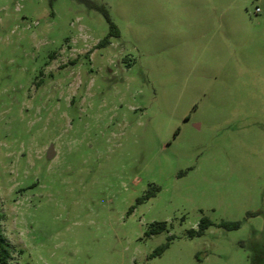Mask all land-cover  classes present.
I'll return each instance as SVG.
<instances>
[{"label":"rangeland","instance_id":"374dc122","mask_svg":"<svg viewBox=\"0 0 264 264\" xmlns=\"http://www.w3.org/2000/svg\"><path fill=\"white\" fill-rule=\"evenodd\" d=\"M0 209L9 264H264V0H0Z\"/></svg>","mask_w":264,"mask_h":264},{"label":"trees","instance_id":"16d2710c","mask_svg":"<svg viewBox=\"0 0 264 264\" xmlns=\"http://www.w3.org/2000/svg\"><path fill=\"white\" fill-rule=\"evenodd\" d=\"M100 10L102 11L104 18L106 19V21L108 23L109 30H108L107 35L101 41L98 42V44L96 45L97 48L105 47V46L110 44L111 38H118L119 37L118 28L111 21L107 10L102 9V8H100ZM151 196H152V194L148 193L147 195H145V197L143 199H148ZM3 218H4V214H3L2 210L0 209V222ZM209 226H211V222L209 220L203 218V219H201L200 223L198 224V230L197 231L191 230V231H189L188 234L190 237L200 236L201 234H203V232ZM221 226L227 230L238 229L239 223H237V222H234V223L222 222ZM166 231H167V224L165 222H155V223L150 225V227L147 231V235L148 236H155V235H159V234L166 232ZM172 239H173L172 236L168 237L167 242L165 244L161 245L160 247H158L154 251L152 256L153 257L159 256L163 251H165L169 247V243ZM12 252H13V249H12L11 245L9 244V242L3 236L2 231H1V226H0V264H9V260L12 256Z\"/></svg>","mask_w":264,"mask_h":264},{"label":"water","instance_id":"95a60500","mask_svg":"<svg viewBox=\"0 0 264 264\" xmlns=\"http://www.w3.org/2000/svg\"><path fill=\"white\" fill-rule=\"evenodd\" d=\"M54 155L53 147H50V149L47 151V158L51 159Z\"/></svg>","mask_w":264,"mask_h":264},{"label":"built area","instance_id":"2783aa9c","mask_svg":"<svg viewBox=\"0 0 264 264\" xmlns=\"http://www.w3.org/2000/svg\"><path fill=\"white\" fill-rule=\"evenodd\" d=\"M256 12H257V13L259 12V9H258V8H256Z\"/></svg>","mask_w":264,"mask_h":264}]
</instances>
